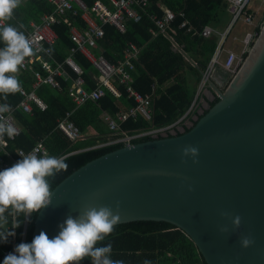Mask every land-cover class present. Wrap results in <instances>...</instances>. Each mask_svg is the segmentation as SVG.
I'll return each instance as SVG.
<instances>
[{"label":"water","instance_id":"water-1","mask_svg":"<svg viewBox=\"0 0 264 264\" xmlns=\"http://www.w3.org/2000/svg\"><path fill=\"white\" fill-rule=\"evenodd\" d=\"M215 93L219 101L190 132L124 147L57 185L52 203L38 212L32 239L41 231L54 237L69 215L89 204L115 210L119 203L117 225L172 224L205 264H264V27L226 90ZM188 146L198 149L196 157L183 155ZM222 212L239 215L240 227ZM222 226L229 231L222 233ZM244 236L254 240L248 248L241 246Z\"/></svg>","mask_w":264,"mask_h":264},{"label":"trees","instance_id":"trees-1","mask_svg":"<svg viewBox=\"0 0 264 264\" xmlns=\"http://www.w3.org/2000/svg\"><path fill=\"white\" fill-rule=\"evenodd\" d=\"M82 1L91 8L95 0ZM101 1L105 2V0ZM148 2L147 13L143 14L140 23L128 21L125 34H120L113 27L105 26L103 37L92 49L95 56H102L107 62L115 63L123 57V51L130 42L140 48L138 58L134 62L132 86L144 96L151 98V122L145 121L143 117L129 119L121 125V130L131 136L149 129L174 125L187 114L196 98L203 73L221 41L218 35L204 39L201 33L207 26L223 33L228 25L225 0H148ZM165 8L177 16L168 34L179 47L183 48L187 56L197 64L196 66L188 62L180 53L175 52L172 43L164 34L158 33L156 25L151 21L150 17L154 16L162 19ZM51 13L52 6L47 2L31 0L23 2L15 9L13 19L8 22L18 27L20 25L28 27L30 21L38 22L41 16ZM185 22H188L187 29H180ZM73 26L81 31L86 27L81 18L72 17L62 19L60 24L53 27L57 41L52 48V55L58 62L63 61L75 47L70 37ZM257 32L260 33L261 30L258 29ZM0 47H3L2 43ZM76 61L84 69V88L91 90L94 88L92 76L96 71L82 54L76 55ZM36 70H40L37 62L18 75L24 91H31L34 82L32 75ZM225 77L228 78L227 73ZM61 83V91L53 90L46 85L39 86L35 90L36 96L45 103L44 112L33 106L30 115L18 110L13 113L21 134L8 148L10 155L16 157L17 151L28 153L36 144L44 140L48 154L63 156L68 167L66 171L57 174L52 181L53 190L88 163L124 148L121 144L104 148L95 147L106 143L110 138V130L103 119L105 114L115 118L120 112L136 107L134 99L129 98L126 88L118 86L117 89L121 94L119 98L108 92L100 101L87 102L76 109L75 103L68 94L71 83L65 81ZM21 99L19 92L9 94L7 103L15 109ZM218 101L219 98L215 94L214 100L209 102L210 109ZM208 112L209 110H206L202 115H197L195 111L193 116L196 115L198 120L193 122L192 128ZM68 114H72L71 121L79 128L84 141L71 142L63 133L56 130L57 122ZM192 128H185L184 133L190 132ZM181 135L177 134L176 137ZM150 141L153 140L145 138L135 141L133 145ZM37 215L38 213H35L27 220L26 243L32 241ZM18 219L21 221L19 227L13 229L9 224V230L15 235L9 236L6 243L0 242V264H3L5 258L2 256V251L13 252L19 244L25 218L20 216ZM109 242L112 244V258L123 260L125 264H144L145 261H149L150 264H205L192 240L183 231L166 222L137 221L117 225L115 231L103 243ZM81 262L91 264L88 259Z\"/></svg>","mask_w":264,"mask_h":264},{"label":"built area","instance_id":"built-area-1","mask_svg":"<svg viewBox=\"0 0 264 264\" xmlns=\"http://www.w3.org/2000/svg\"><path fill=\"white\" fill-rule=\"evenodd\" d=\"M27 1L31 0H23V2ZM43 1L52 6V13L41 16L38 22L30 21L28 27L23 26L21 29L25 32L26 36L30 37L35 54L25 58V62L19 67L17 75L26 71L35 62L40 66V70L33 72L34 82L31 91L26 92L22 89L19 92L22 99L9 115V119L18 130V135L11 140L5 136V142L0 143V170L11 167L12 164L21 159L19 155L27 154L23 151H17L16 157H13L8 152L9 145L21 134L13 113L18 110L26 115H30L33 106L41 112L46 110L45 103L35 94V90L39 86L46 85L53 90L61 91V82H70L71 88L68 94L75 103L76 109L84 106L87 102L100 101L108 92L119 98L121 94L117 87L124 86L126 88L129 98L134 99L136 107L125 112H120L115 118L105 114L103 119L110 130V138L106 143H102L95 148L120 144L130 147L135 141L145 138L159 140L167 139L170 136L176 137L177 134H183L185 128H192L193 122L198 120H194V117L197 116L193 115L195 111L197 115H200L197 111L199 101L215 77L217 69L221 68V70H224L232 80L238 73L244 60L248 57L251 48L261 33L257 32L258 29L261 30L259 24H256L257 14H253L249 8L253 0H225L227 4L226 10L230 16V24L224 33H220L210 26L205 27L201 33L204 39H210L214 35H218L221 41L214 57L203 73V77L198 84L196 98L187 114L174 125L159 129H149L143 133L131 136L121 130V125L125 124L129 119L135 120L138 117H143L145 121L151 122V98L144 96L132 86V73L135 71L134 62L138 58L140 48L135 43L130 42L123 51V57L115 63L107 62L102 56H95L92 49L96 47L97 41L103 37V28L105 26L113 27L120 34H125V27L128 21H132L135 24L140 23L143 14L147 13L148 0H105V2L95 0L91 8H88L82 0ZM261 2L264 4V0H261ZM163 13L162 19L158 16L150 17V19L156 25L158 33L168 34L172 30L171 26L177 16L167 8L164 9ZM257 13H259V9ZM183 16L182 14L181 17ZM70 17L81 18L86 27L82 31L75 26L71 28L70 37L75 47L70 50L68 56L63 61L58 62L52 55V48L57 41V35L53 27L56 24H60L62 19ZM2 23L0 22V24ZM237 23H241L243 26L251 29L242 38V51L239 54L230 50L223 51L226 37ZM187 27L188 22H185L180 26V29L185 30ZM78 53L82 54L96 71V74L92 76L94 88L91 90L84 88V69L76 61ZM222 53L224 56L221 60ZM0 103H3L1 99ZM72 114H68L63 120L58 121L56 130L63 133L71 142L84 141L79 128L71 121ZM191 116L192 119L190 120ZM180 130H183V133ZM33 149H39V154L41 155L47 152L44 140L36 144ZM26 226L27 220H25L19 244L26 243ZM10 252V250L2 251V256L5 257Z\"/></svg>","mask_w":264,"mask_h":264},{"label":"clouds","instance_id":"clouds-1","mask_svg":"<svg viewBox=\"0 0 264 264\" xmlns=\"http://www.w3.org/2000/svg\"><path fill=\"white\" fill-rule=\"evenodd\" d=\"M22 2L0 0V22H3L0 24V43L3 44L0 47V98L5 101L0 103V143L5 142V136L11 140L18 135L17 128L9 119L13 109L7 103V98L9 94L22 90V81L17 75L19 67L24 64L26 57L35 54L30 37L21 30L23 25L18 27L8 22L13 19L14 10ZM183 155L196 157L198 149L185 147ZM19 156L21 159L11 167L0 170V242L4 243L9 236L15 235L9 230V224L15 229L21 223L18 217L23 216L28 220L52 203V181L68 167L63 156L47 152L41 155L39 149ZM193 162L197 161L194 159ZM119 213V203L115 210L106 205L89 204L77 216L69 215L59 225L60 230L54 237L49 238L46 232L41 231L31 243L16 245L14 251L5 256L3 264H79L85 259L90 260L91 264H125L123 260L112 258L110 242L103 243L115 231L120 221ZM221 215L231 219L234 228L240 227L239 215L233 217L227 212ZM220 231L227 233L229 229L222 226ZM240 243L242 247L248 248L254 240L244 236ZM144 264L150 262L145 261Z\"/></svg>","mask_w":264,"mask_h":264},{"label":"rangeland","instance_id":"rangeland-1","mask_svg":"<svg viewBox=\"0 0 264 264\" xmlns=\"http://www.w3.org/2000/svg\"><path fill=\"white\" fill-rule=\"evenodd\" d=\"M249 8L251 9V12L253 14H257L256 24H259L261 31H262V29L264 27V4L261 2V0H253L251 5L249 6ZM258 9H259V13H257ZM229 22H230V20L228 21V24H229ZM250 30H251L250 28L243 26L241 23H237L229 31V35H228V38H227L225 45L223 47V51H227L228 49H234L236 54L241 53V51H242V49H241L242 38ZM223 56H224V54L222 53V55L220 57L221 60L223 59ZM218 70H221V68H219ZM229 82H230V80L225 81V83L219 88L220 89L219 91L224 92L226 90ZM208 92H209V87L206 89V91L202 95V99H200V101H199V106H198L197 111L199 112L200 115H202L204 111L209 109V105H207V103H205L204 97L206 98L207 96H210L211 101L214 100L215 95L214 96H213V94L210 95ZM200 106H202L201 111H199ZM194 120H197V117H194ZM189 125H191V124H189ZM180 132L183 133V130H180Z\"/></svg>","mask_w":264,"mask_h":264},{"label":"crops","instance_id":"crops-1","mask_svg":"<svg viewBox=\"0 0 264 264\" xmlns=\"http://www.w3.org/2000/svg\"><path fill=\"white\" fill-rule=\"evenodd\" d=\"M226 13H227V10H226ZM229 20H230V16L227 13V23ZM228 50L235 52L234 49H228ZM225 79H226L225 72L223 70H217L215 77L213 78V80L209 86V92L208 93L210 95L213 94V96H214L216 94L215 89L220 90L219 88L225 83ZM206 98L207 99H205V103H207V105H209V102H211V98H210V96H207ZM201 109H202V106H200L199 111H201ZM198 114H199V112H198Z\"/></svg>","mask_w":264,"mask_h":264}]
</instances>
